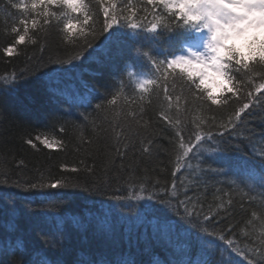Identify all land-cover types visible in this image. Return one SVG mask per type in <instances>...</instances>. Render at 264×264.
I'll list each match as a JSON object with an SVG mask.
<instances>
[{"label":"trees","instance_id":"obj_1","mask_svg":"<svg viewBox=\"0 0 264 264\" xmlns=\"http://www.w3.org/2000/svg\"><path fill=\"white\" fill-rule=\"evenodd\" d=\"M29 2L0 0V252L3 253L0 264H16L21 259L24 264H36L45 254L53 264H121L128 257L134 259L135 264H169L173 259H182V251L154 240L150 231L145 236L143 227L132 233L127 231L126 220L135 219L143 211L142 206L125 207L120 211L115 201L75 192L68 196L57 195L55 198L63 203L52 212L47 209L44 194L59 193V190L25 191L14 186L17 181L27 184L64 176L81 185L111 179L112 186L116 187V178L126 176L131 169L136 170L138 177L147 174L151 180L159 179L168 187L175 180L181 198L186 188L187 195L198 206L203 205L204 211L221 200L226 203L232 199L231 206L226 204L229 212H221L223 219L209 230L217 234L221 229L225 233L231 230L230 238L238 241L241 248L259 251L264 241V197L261 196L264 189L250 186L243 171L205 177L207 184L193 176V169L175 173V128L160 117V111L167 106L164 89L178 95L187 82L178 70L166 72L158 70L157 65L163 63L166 67L193 34V29L178 27V22L171 19L162 6L148 5L146 0H111L119 13V24L101 33L102 8L109 0H105L103 6L98 5L97 0H89L97 35L95 39L88 37L92 47L81 52L84 37L79 32L69 40L62 19H52L50 26L41 28L39 9L28 13L18 7ZM153 11L157 16H164L170 26L165 28L160 24L156 33L148 31ZM32 18L40 21L35 29L31 27ZM24 19L29 20L28 36L9 56L3 49L17 38L13 28L21 29L20 34H23L25 25L20 22ZM131 23L138 27L133 29ZM31 39H36L37 44L33 45ZM78 54L83 58L74 61L76 72L71 77L62 76L60 84L45 75L58 66L53 61L70 60ZM262 74L264 64L255 65L246 76L233 69L239 99L226 93L230 103L223 109L213 105L211 110L198 112L188 106L185 111L181 100L178 108L173 107L169 113L178 117L185 129L193 130L191 121L197 117L226 118L240 106L246 91H254L249 81L264 82L260 79ZM144 80L155 81L147 92L139 87ZM52 88L60 89V93L51 91ZM113 97L116 103L108 104ZM97 103L102 104L101 109H96ZM245 115L247 120L238 128V135L230 138V145L238 144L241 151L232 152L230 148L229 154L236 158L235 165L260 170L258 154L264 151V143L260 142L264 139V110L255 107L246 110ZM252 133L255 153L245 139ZM36 136L58 143L48 148L36 141ZM149 136L151 151L143 153L141 149ZM29 138L36 143L35 148L26 143ZM190 163L194 167L197 161ZM64 165L78 167L81 171H65ZM93 165L92 173L84 170ZM109 204L114 206L111 234L100 224ZM196 234L197 230H192L189 256L193 262L202 258L200 246L195 242ZM42 237H63V240L56 247H48ZM184 243L183 239L178 240L176 249H182ZM219 243L217 239L208 245L207 252L215 253L210 257L213 260L219 258ZM237 259L240 264H246L242 257Z\"/></svg>","mask_w":264,"mask_h":264},{"label":"snow or ice","instance_id":"obj_2","mask_svg":"<svg viewBox=\"0 0 264 264\" xmlns=\"http://www.w3.org/2000/svg\"><path fill=\"white\" fill-rule=\"evenodd\" d=\"M258 4H264V0H256ZM98 5L103 6L105 0H97ZM148 5L162 6L169 14L170 18L177 21L178 27L185 26V12L183 7V0H146ZM18 7L22 8L25 12L32 13L37 12L40 20H42L41 28L44 25H51L52 19L57 21L63 20V30L67 34V38H72L79 32L80 36L84 37L81 52H87L92 47V40L88 37L91 36L95 39L97 32L93 28L95 14L92 11L89 0H30L29 3H24ZM53 9H59L60 11H54ZM103 20L100 26V32L113 29L114 26L119 24V13L116 11V5L109 0L107 6H103ZM153 19L150 22L148 31L156 33L158 27L162 24L165 28L169 27V21L164 16H157L153 11ZM135 16V13H133ZM126 19H129L126 17ZM40 21L32 18L31 27L35 29ZM159 22V23H158ZM25 25L23 28V34H20L21 29L13 28L12 31L16 33V39L11 46L3 49L4 53L11 56L16 51V45L24 44L26 37L28 36L29 20L24 19L20 22ZM130 26L136 29L138 25L131 23ZM230 39H232L235 46L240 48H247L253 42L257 40V35L252 30L235 32ZM33 45L37 44L36 39H31ZM145 55H148L145 53ZM83 57L81 55L73 56L70 60H57L53 61L58 66L53 68L45 75L52 80L55 84L62 82L61 77H71L76 72L77 65L74 63L76 60H80ZM182 57H175L174 60H180ZM257 64H264V57H256L253 60L245 61L240 58L238 53H235L231 59H225L222 61L223 71L227 79L230 82V88H222V90L215 96H207L199 87L196 86L194 78L187 77L183 74L182 70L177 67L176 63L168 61L166 67L163 63L157 65L158 70L163 69L176 71L186 78L185 89L180 94L174 95L169 92L167 88L164 89L166 107L160 111V117L167 121L168 125L175 128V144L177 146V157L175 163V173L181 172L182 169H193V176L200 182L208 183L205 177H219L228 176L233 171H243L244 176L249 181L250 186L253 188L259 186L264 189V151H261L258 155L261 161L260 170L244 167L243 165H235L234 158L229 154L230 148L232 152H240L241 148L237 145H230V138L238 135V128L243 126L247 120L245 115L246 110L259 107L264 110V95L260 93L264 92V82L256 84L253 81L248 83L252 85L254 91H246L243 98L240 99V106L234 109L226 118L217 119L216 116H212L210 120H205L202 117H197L192 120L194 125L193 129H185L182 126V122L178 117L170 115L169 110L173 107L180 105V101H184L185 111L188 110V106H191L193 111L203 112L206 109L211 110L214 105L217 109H223L230 103L226 98V93H232L234 96L238 94V85L236 84V78L232 75L233 69L237 72H243L245 76L252 70ZM68 65V66H65ZM131 74V73H130ZM171 75V72L168 73ZM260 79L264 81V74L260 76ZM167 83V81H164ZM153 80H144L140 83L139 87L147 92L149 85H154ZM53 92L60 93V89L52 88ZM247 102H244V101ZM210 102V103H209ZM116 98L113 97L108 101V104L114 105ZM96 109H101L102 104L97 103ZM87 119V117H85ZM206 125V127H203ZM63 131V129H61ZM186 133V134H184ZM227 134V135H226ZM247 142L253 146L255 153V138L254 133L245 137ZM35 140L43 143L48 148H53L58 142L49 141L47 138L41 139L40 136H36ZM264 143V139L260 141ZM26 143L33 148L36 147L33 139L29 138ZM145 146L141 149L143 153H150L152 140L149 136L144 141ZM191 160H196L197 163L193 167L190 163ZM22 163V162H21ZM81 164L84 162L81 161ZM65 171L71 173H78L81 171L78 167L69 168L68 165L63 166ZM123 168V165H121ZM85 171L92 173L93 167H85ZM147 172V170H145ZM173 173V175H175ZM219 183V181H217ZM3 183H7L4 181ZM235 183V181H232ZM116 187L112 186L111 179H105L99 183L93 185H81L78 181L71 182L64 176L49 177L46 181L41 182H28L27 184L19 181L14 182V186L18 189L25 191L32 190H44V189H57L59 193H53L51 191L44 194V198L48 201L47 209L55 212L58 207L63 203L62 200L56 199L57 195L68 196L75 192H84L91 197H103L108 201H115V207H118L120 211H123L125 207L135 209L137 207H143V211L135 217V219H128L126 223L128 225L127 231L132 233L134 230L141 227L145 230V236L150 231L151 237L158 241L163 242L167 246L177 251H182L183 258L180 260H171L169 264H240V260L237 257H242L246 264H264V241L261 242L260 250L255 248L239 246V242L231 239L232 231L227 233L221 229L220 234L216 231H210L209 228H215V224L218 223L223 217L221 212H229V208L233 204L232 199H228L226 203L221 200L220 203L214 206H209L207 211H204L203 205H197L192 197L187 195V189H184L183 198L177 190V183L175 180L171 182L170 187L161 183L159 179L151 180V178L145 174L142 177L136 175V170L131 169L124 177L116 178ZM220 192L221 189H216ZM264 197V193H261ZM220 200V197H216ZM140 202H144L143 205ZM264 202V201H262ZM103 203V202H102ZM114 215V206L109 204L107 211L104 213L100 224L109 234L114 229L112 222V216ZM255 215V214H253ZM216 221H213V218ZM211 222V223H210ZM187 225L188 227H185ZM192 230H197L195 242L200 246L201 259L193 260L190 258L189 253L191 249V237ZM203 233V235H199ZM44 243L48 247H56L62 243L63 237L59 239L42 237ZM183 239L185 241L182 249H176L178 240ZM220 242L217 244V251L219 253L218 259H211L215 253H208V245L217 240ZM3 253L0 252V255ZM16 264H24L23 260H18ZM36 264H53L52 260L45 254L43 257L36 260ZM121 264H135L134 259L131 257L125 258L121 261Z\"/></svg>","mask_w":264,"mask_h":264},{"label":"clouds","instance_id":"obj_3","mask_svg":"<svg viewBox=\"0 0 264 264\" xmlns=\"http://www.w3.org/2000/svg\"><path fill=\"white\" fill-rule=\"evenodd\" d=\"M185 28L204 32L200 50L188 49L187 55L171 59L183 74L194 78L196 86L207 96H215L222 88H230L222 61L235 53L245 61L264 57V4L256 0H183ZM252 30L257 40L247 48L234 45L235 32Z\"/></svg>","mask_w":264,"mask_h":264},{"label":"rangeland","instance_id":"obj_4","mask_svg":"<svg viewBox=\"0 0 264 264\" xmlns=\"http://www.w3.org/2000/svg\"><path fill=\"white\" fill-rule=\"evenodd\" d=\"M203 47V46H202ZM202 47H197V46H195V47H193V48H191V49H193V50H200V49H202ZM188 54V53H187ZM187 54H184V55H187Z\"/></svg>","mask_w":264,"mask_h":264}]
</instances>
